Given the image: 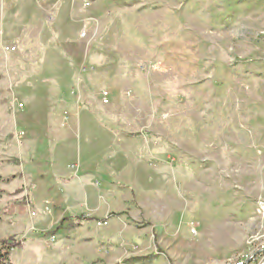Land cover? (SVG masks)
Returning a JSON list of instances; mask_svg holds the SVG:
<instances>
[{"label": "rangeland", "instance_id": "rangeland-1", "mask_svg": "<svg viewBox=\"0 0 264 264\" xmlns=\"http://www.w3.org/2000/svg\"><path fill=\"white\" fill-rule=\"evenodd\" d=\"M261 203L264 0H0L13 264H228Z\"/></svg>", "mask_w": 264, "mask_h": 264}, {"label": "built area", "instance_id": "built-area-1", "mask_svg": "<svg viewBox=\"0 0 264 264\" xmlns=\"http://www.w3.org/2000/svg\"><path fill=\"white\" fill-rule=\"evenodd\" d=\"M13 49L9 47L8 50ZM106 92H103V100L106 102ZM261 209L264 210V203H261ZM228 264H264V251L260 249L255 253H242L234 259L230 260Z\"/></svg>", "mask_w": 264, "mask_h": 264}, {"label": "trees", "instance_id": "trees-1", "mask_svg": "<svg viewBox=\"0 0 264 264\" xmlns=\"http://www.w3.org/2000/svg\"><path fill=\"white\" fill-rule=\"evenodd\" d=\"M88 220V217L82 218ZM20 242L16 241L13 237L0 240V264H13L10 260L11 250L17 248ZM123 264H132L131 259H126L122 261ZM120 263V264H122Z\"/></svg>", "mask_w": 264, "mask_h": 264}]
</instances>
